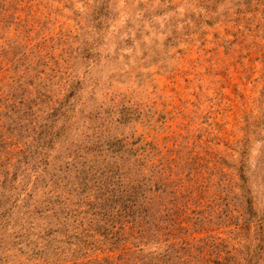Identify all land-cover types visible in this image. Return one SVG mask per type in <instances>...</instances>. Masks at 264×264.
Listing matches in <instances>:
<instances>
[{
    "label": "rangeland",
    "instance_id": "1",
    "mask_svg": "<svg viewBox=\"0 0 264 264\" xmlns=\"http://www.w3.org/2000/svg\"><path fill=\"white\" fill-rule=\"evenodd\" d=\"M0 264H264V0H0Z\"/></svg>",
    "mask_w": 264,
    "mask_h": 264
}]
</instances>
